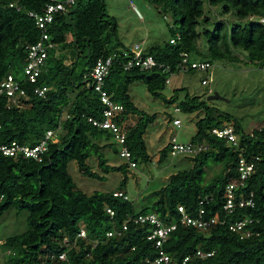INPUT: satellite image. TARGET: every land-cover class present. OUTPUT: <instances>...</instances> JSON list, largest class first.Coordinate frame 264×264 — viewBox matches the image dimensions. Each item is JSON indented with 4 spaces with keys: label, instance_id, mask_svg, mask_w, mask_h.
Listing matches in <instances>:
<instances>
[{
    "label": "trees",
    "instance_id": "trees-1",
    "mask_svg": "<svg viewBox=\"0 0 264 264\" xmlns=\"http://www.w3.org/2000/svg\"><path fill=\"white\" fill-rule=\"evenodd\" d=\"M46 1L0 0V83L10 72L26 90V98L20 100V107H7L5 95L0 94V142L16 140L32 145L44 137L46 130L58 125L62 129L58 142L50 143L39 159L7 157L0 153V194L3 195L0 215L12 206L26 212V230L8 236L2 244L9 253V264H149L158 256L153 241L146 238L150 224L129 222L127 230L120 235L108 237L106 233L121 232L127 214L157 213L163 220H177L180 216L177 206L183 205L194 215L199 200L205 196L209 198L204 205L206 217L217 213L223 223L206 231L178 224L170 232L163 251L175 264L196 249L213 251V255L193 258L188 264H264V124L245 133L233 119L241 145L235 147L209 133L211 127L232 118L213 117L211 108L198 96L190 97L186 93L176 106L187 113L205 110V115L195 121L196 132L191 141L207 143L209 149L187 157L193 162L192 167L171 174L167 182L153 192L156 199L151 206L136 211L130 200L113 196V191H95L87 195L76 189L68 173L69 161H76L84 176L97 179L103 177L92 171L87 163L92 154L98 157L103 173H126L128 169L127 163L107 164L101 153L102 149L111 147L118 155V146L112 147L115 142L111 132L93 126L88 120L101 118L103 104L85 82L87 72L98 58L126 46L118 37L115 18L106 13L104 0H77L68 12L56 14L48 26L50 40L56 44V49L49 51L38 83L50 89L44 97L35 95L33 85L23 83L21 76L27 57L25 46L34 43L39 36L33 18L27 12L41 13ZM145 1L159 12L170 15L173 21L170 29L174 32L169 39L176 35L179 38L175 44H170L168 39L145 50L146 55L168 66L169 71L156 67L144 71L138 67L124 69L125 59L119 58L105 77L104 89L111 100L124 106L123 121H127L129 115L137 116L135 124L128 128L125 140L135 164L150 159L144 136L156 113L149 114L135 104L130 93L132 83L142 82L152 97L172 105L177 101V93L167 99L162 91L170 74L179 72L177 65L182 53L225 64L243 58L264 70V0ZM204 1L211 6L221 5L225 13L233 11L239 19H252L233 23L223 34L222 22H218L213 30L198 32ZM10 3L15 5L9 6ZM201 34L206 40L205 53H201L197 45ZM238 52H244L245 56L241 58ZM101 140L106 142L100 144ZM170 146L169 141L160 149L159 163L169 155ZM239 153L247 158L253 155L260 158L243 188L244 193H252L254 206L237 208L226 214L222 209L223 191L225 185L238 175ZM209 161L221 164L222 170L206 181L204 175ZM126 179L125 175L122 184ZM106 206L114 211L112 218L105 211ZM243 216L258 220L251 226L258 236L241 239L228 229L230 222ZM81 227L86 231L85 238H78L72 247L62 242L64 238L74 240ZM61 252H66L65 260L51 257Z\"/></svg>",
    "mask_w": 264,
    "mask_h": 264
},
{
    "label": "rangeland",
    "instance_id": "rangeland-1",
    "mask_svg": "<svg viewBox=\"0 0 264 264\" xmlns=\"http://www.w3.org/2000/svg\"><path fill=\"white\" fill-rule=\"evenodd\" d=\"M141 15L139 18L131 2ZM106 13L115 18L118 37L123 46L143 42V48L163 44L174 32L170 29L173 21L167 13L159 12V9L148 4L145 0H104ZM252 18L239 19L233 11L225 13L222 6H211L208 1L203 2V15L198 19V32L213 30L218 22L223 23L222 34L227 33L235 22H245ZM201 53L207 50L206 40L203 34L197 41ZM237 51H240L237 49ZM58 50H56L57 54ZM244 57V52H238ZM193 58L201 57L192 56ZM212 68L209 71L189 70L177 72L170 76V82L162 91L165 98L177 93L176 103L169 105L164 100L154 98L147 91L142 82H134L130 85V93L135 104L149 114L156 113V118L147 127L144 139L148 146L149 161H136L134 167L122 171H110L103 173L98 165V157L92 154L87 163L91 170L101 175L102 179L90 178L80 173L76 161L68 162V173L71 175L77 190L89 195L95 191L107 192L121 190L125 192L133 203L136 211L151 206L156 197L153 192L162 187L169 176L177 171L187 170L192 167L190 158L183 156L167 155L164 162H158V155L171 138L178 142L192 140L196 132L195 121L205 115V110L187 113L174 112L173 108L178 101L188 93L190 97L198 96L201 101L211 108L213 117L228 116L231 121L237 120L243 132L249 133L264 124V70L255 67L243 58L240 61L225 64L219 60H211ZM207 78V85H202L201 80ZM182 89L177 90L176 89ZM218 93L223 99L208 100L209 95ZM130 116V115H129ZM178 117L181 126L176 128L171 119ZM234 119V120H233ZM137 116L132 115L125 124V129L133 126ZM101 140L100 144L105 143ZM112 147H117L116 143ZM106 163L112 166L120 165L125 159L115 155L111 147L101 150ZM222 170L221 164L211 161L206 166L204 179L209 181ZM127 176L126 183L122 179ZM26 212L19 211L12 206L0 215V264H9L8 251L2 247L8 236L21 234L26 230Z\"/></svg>",
    "mask_w": 264,
    "mask_h": 264
},
{
    "label": "built area",
    "instance_id": "built-area-1",
    "mask_svg": "<svg viewBox=\"0 0 264 264\" xmlns=\"http://www.w3.org/2000/svg\"><path fill=\"white\" fill-rule=\"evenodd\" d=\"M77 0H47L43 6L41 13L28 11V15L33 18L35 26L39 30L38 39L29 45L25 46L26 50V62L21 69V76L23 83H29L33 85L32 91L39 97H44L45 93L50 89L49 86L39 85V76L44 68L46 58L50 50L56 49V44L50 40L48 33V26L53 22L54 17L58 13H66L71 7L76 5ZM131 2V1H130ZM131 7L134 8L131 2ZM15 3H10L9 6H14ZM19 9V8H17ZM263 21V19H261ZM179 38L178 35L169 39L170 44H175ZM123 58L124 69H130L132 67H138L141 71L149 70L151 68H162L165 71H169L168 66H164L158 63L151 55L145 54L143 48V42L133 43L128 47H118L113 49L110 54L104 57H100L95 61V64L89 72L86 74V86L92 88L94 92L98 94L99 101L103 104L101 118H89L88 120L93 126L105 129L111 132L112 139L118 146V156L125 159L126 163L132 167L136 164L131 160L130 151L125 145L126 132L125 124L127 121H123L122 115L124 113V106L119 103H115L111 100L110 96L104 89V81L107 76L110 67L115 60ZM212 68V63L207 60H199L191 58L189 55L182 53L181 60L177 65L179 72H186L189 70L209 71ZM172 73L170 74V76ZM170 76L165 80L166 85L170 82ZM209 80L203 78L201 80L202 85H207ZM0 94L5 95L7 107H20L22 98H26V90L22 86L20 80L15 78L13 73H8L0 83ZM174 112H180L178 106H174ZM172 125L176 128L181 126V120L178 117L172 119ZM62 131L61 126L58 125L55 129L46 130L45 135L36 144L20 143L16 140L10 142H0V153L3 156L15 157L21 159H39L49 147L50 143L58 142V134ZM209 133L217 138L224 139L233 146L240 148L239 135L236 132L234 123L231 121H223L218 125H215L209 129ZM171 146L169 149V155L171 156H184L194 157L195 155L209 149V145L203 142H178L175 138L170 140ZM242 149V148H241ZM259 156L253 155L249 158L245 157L243 153L238 154L237 158V177L228 182L223 191V204L222 209L226 214H231L237 208L253 207L254 200L252 193L246 194L243 192V188L246 186L247 179L255 172L256 162L259 161ZM113 196L122 197L129 200L127 194L121 190L113 191ZM3 199V195L0 194V201ZM209 198L207 196L199 200V207L194 215L189 214L185 206L178 205L177 211L180 216L177 220L169 219L163 220L157 213L146 214H127L126 221L123 223L122 231L107 232L106 235L112 236L114 234L120 235L125 232L128 227V223L132 222L135 225L150 224L151 229L147 234V240H151L154 243V247L158 249V256H156L149 264H175L173 259L163 251V245L169 237L170 232L176 229L178 224L185 226H192L202 231L209 230L215 225L223 223L219 215L215 213L213 216L206 217V208L204 205L208 203ZM105 211L112 218L114 211L108 206L105 207ZM258 222L251 216H243L241 219L232 221L228 224V229L236 234L241 239H247L253 236H258L259 233L254 231L251 226ZM86 231L83 227L80 228L77 236L74 240L69 241L67 238L63 239V243L67 246H74L78 238H85ZM96 241H94V245ZM213 255V251H203L202 249H196L194 253L188 254L183 257L179 264H188L193 258L204 259ZM52 258L65 260L66 252H61L58 255L52 254Z\"/></svg>",
    "mask_w": 264,
    "mask_h": 264
},
{
    "label": "water",
    "instance_id": "water-1",
    "mask_svg": "<svg viewBox=\"0 0 264 264\" xmlns=\"http://www.w3.org/2000/svg\"><path fill=\"white\" fill-rule=\"evenodd\" d=\"M214 99H223L218 93H213V95L208 96V100H214Z\"/></svg>",
    "mask_w": 264,
    "mask_h": 264
},
{
    "label": "crops",
    "instance_id": "crops-1",
    "mask_svg": "<svg viewBox=\"0 0 264 264\" xmlns=\"http://www.w3.org/2000/svg\"><path fill=\"white\" fill-rule=\"evenodd\" d=\"M134 11H135V10H134ZM135 14H136L139 18H141V15H139V13H138L137 11H135ZM131 116H132V115H130L129 118H131ZM129 118H128V119H129ZM124 163H126V162H124ZM124 163H123V164H124ZM128 168H130V167L128 166ZM113 191H115V190H113Z\"/></svg>",
    "mask_w": 264,
    "mask_h": 264
},
{
    "label": "bare ground",
    "instance_id": "bare-ground-1",
    "mask_svg": "<svg viewBox=\"0 0 264 264\" xmlns=\"http://www.w3.org/2000/svg\"><path fill=\"white\" fill-rule=\"evenodd\" d=\"M232 122V121H231ZM191 141V140H190ZM188 142V141H187ZM126 162V161H125ZM128 165V164H127ZM129 167H132V166H130V165H128Z\"/></svg>",
    "mask_w": 264,
    "mask_h": 264
}]
</instances>
